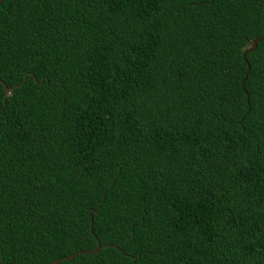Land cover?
<instances>
[{
	"label": "trees",
	"instance_id": "1",
	"mask_svg": "<svg viewBox=\"0 0 264 264\" xmlns=\"http://www.w3.org/2000/svg\"><path fill=\"white\" fill-rule=\"evenodd\" d=\"M263 36L264 0H0V264H264Z\"/></svg>",
	"mask_w": 264,
	"mask_h": 264
},
{
	"label": "water",
	"instance_id": "2",
	"mask_svg": "<svg viewBox=\"0 0 264 264\" xmlns=\"http://www.w3.org/2000/svg\"><path fill=\"white\" fill-rule=\"evenodd\" d=\"M263 38H264V36H263L262 38H256V39H254V40L252 41V48H251L250 50L253 49V47H254L256 41H259V40H261V39H263ZM246 49H249V48H246ZM246 49H245V50H246ZM250 50H249V51H250ZM244 52H246V51H244ZM247 52H248V51H247ZM243 61H244V63L246 64V68H247V71H248V70H249V66H248V63L246 62V59L243 58ZM246 76H247V73H246V74L243 76V78L241 79V84L244 82ZM0 84L2 85V88H3L4 94H7L8 91H9V89L5 86V84H4L3 82L0 81ZM246 100H247V94H246ZM98 249H100V245L97 243V245L95 246V248L92 249L91 251H81V252H95V251H97ZM76 253H77V252L72 253V254H70L69 256H66L64 259H68V258H70L71 256H73V255L76 254ZM59 260H62V258L52 260V261H50L48 264H53V263H55V262H57V261H59Z\"/></svg>",
	"mask_w": 264,
	"mask_h": 264
},
{
	"label": "snow or ice",
	"instance_id": "3",
	"mask_svg": "<svg viewBox=\"0 0 264 264\" xmlns=\"http://www.w3.org/2000/svg\"><path fill=\"white\" fill-rule=\"evenodd\" d=\"M252 48V44H249V49H246L245 51H249ZM252 92L249 93V102L251 103L252 96L258 91L262 97H264V85L260 84L259 81H253L251 85ZM245 91H247V87L245 88Z\"/></svg>",
	"mask_w": 264,
	"mask_h": 264
}]
</instances>
